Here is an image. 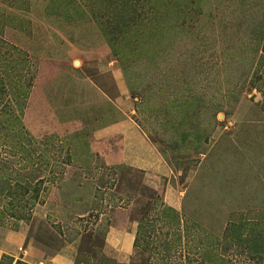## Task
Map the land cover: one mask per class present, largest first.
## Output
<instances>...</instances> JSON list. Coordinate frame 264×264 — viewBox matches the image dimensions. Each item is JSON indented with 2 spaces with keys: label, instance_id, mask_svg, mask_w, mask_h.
<instances>
[{
  "label": "rangeland",
  "instance_id": "374dc122",
  "mask_svg": "<svg viewBox=\"0 0 264 264\" xmlns=\"http://www.w3.org/2000/svg\"><path fill=\"white\" fill-rule=\"evenodd\" d=\"M161 2L152 23L116 35L106 0H0V191L8 173L52 180L25 219L0 227H23L46 257L69 247L75 264H140L150 245L129 239L152 204L214 236L264 212V97L252 83L264 0ZM122 112L171 177L116 163V139L100 132Z\"/></svg>",
  "mask_w": 264,
  "mask_h": 264
},
{
  "label": "trees",
  "instance_id": "16d2710c",
  "mask_svg": "<svg viewBox=\"0 0 264 264\" xmlns=\"http://www.w3.org/2000/svg\"><path fill=\"white\" fill-rule=\"evenodd\" d=\"M102 0H89L90 4L97 5ZM148 5L141 4L139 0H106L107 7H116V35L122 27L152 23L155 19L154 9H161L164 0H146ZM153 2H158L153 4ZM116 5V6H115ZM111 33V32H109ZM254 34H258L261 40L259 62L252 77L253 87L262 93L264 97V18L259 22ZM22 69V68H21ZM17 72L20 70L17 68ZM257 81V82H256ZM258 81L261 84H258ZM257 83V84H256ZM264 104V103H263ZM70 161L62 162L67 165ZM3 184L6 190L0 191V203L3 198L8 199V206L0 205V218L10 216L15 219H25L26 209L29 210L40 200V188L38 183H51L47 178L34 183L31 177L12 178L6 174ZM150 205L142 212L138 219L136 239L149 243L148 255L140 264H264V212H242L239 217H233L228 221L220 236H214L196 223H191L187 217L180 214L173 207L161 203L160 207ZM157 216L151 221L146 216L152 213ZM158 224H162L158 228ZM185 229V230H184ZM162 234V240L157 237ZM138 247V245H137ZM4 256L1 264H4ZM179 261V262H177ZM10 264H12L10 262ZM15 264H28L18 260Z\"/></svg>",
  "mask_w": 264,
  "mask_h": 264
},
{
  "label": "crops",
  "instance_id": "0c3cea01",
  "mask_svg": "<svg viewBox=\"0 0 264 264\" xmlns=\"http://www.w3.org/2000/svg\"><path fill=\"white\" fill-rule=\"evenodd\" d=\"M121 104L127 105L129 103L123 101ZM122 113L125 115L124 118L100 132V135L105 139H116L117 154L114 153L116 163L145 171L146 174L152 172L157 177H171L173 170L158 152L154 143L138 124L130 119L132 118L130 113ZM130 237L129 240L131 242L133 240L135 243L136 233L131 234ZM129 245L131 249H134L131 243ZM4 256L10 258L12 264L18 260L28 264H75L69 247L62 249L61 252L52 257H46L39 246H35L29 241L28 231L23 227L14 230L0 227V264Z\"/></svg>",
  "mask_w": 264,
  "mask_h": 264
},
{
  "label": "water",
  "instance_id": "95a60500",
  "mask_svg": "<svg viewBox=\"0 0 264 264\" xmlns=\"http://www.w3.org/2000/svg\"><path fill=\"white\" fill-rule=\"evenodd\" d=\"M75 64H76V65H79V64H80V62H79V61H76V62H75Z\"/></svg>",
  "mask_w": 264,
  "mask_h": 264
},
{
  "label": "bare ground",
  "instance_id": "6f19581e",
  "mask_svg": "<svg viewBox=\"0 0 264 264\" xmlns=\"http://www.w3.org/2000/svg\"><path fill=\"white\" fill-rule=\"evenodd\" d=\"M80 65V64H79Z\"/></svg>",
  "mask_w": 264,
  "mask_h": 264
}]
</instances>
